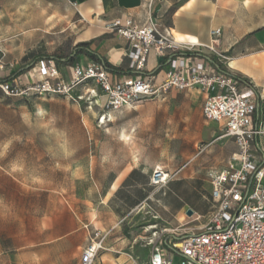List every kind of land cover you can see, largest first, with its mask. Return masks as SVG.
I'll list each match as a JSON object with an SVG mask.
<instances>
[{"label": "rangeland", "instance_id": "374dc122", "mask_svg": "<svg viewBox=\"0 0 264 264\" xmlns=\"http://www.w3.org/2000/svg\"><path fill=\"white\" fill-rule=\"evenodd\" d=\"M48 1L0 0V79L12 83L41 57L78 51L81 25L41 10ZM86 89L72 99L0 89V264H80L95 230L104 244L93 264L109 241L118 246L116 264H148L153 244L195 230L212 211L208 174L236 147L221 124L200 115V92L113 113L102 98L91 103ZM130 165L137 167L119 178ZM160 173L165 182H155ZM100 222L117 232L104 235Z\"/></svg>", "mask_w": 264, "mask_h": 264}, {"label": "built area", "instance_id": "2783aa9c", "mask_svg": "<svg viewBox=\"0 0 264 264\" xmlns=\"http://www.w3.org/2000/svg\"><path fill=\"white\" fill-rule=\"evenodd\" d=\"M104 29L128 43V75L118 79L104 62L91 60L73 66L71 78L65 82L55 60L42 59L32 68L30 82H4L0 89L11 97L63 95L72 99L74 89L87 87L89 101L102 98L101 108L107 112L164 100L172 90L200 91L203 118L221 124L236 151L224 169L208 174L212 211L206 222L181 237L169 235L164 245L153 244L148 264H264V161L257 157L264 154V113L258 111L253 87L220 70L203 53L205 49L218 55L221 30L211 31V45L207 46L175 42L170 30L154 19L144 25L130 18L115 19ZM151 53L165 60L167 69L160 80L147 70ZM4 68L0 51V70ZM103 244V235L95 230L81 251L80 264H93ZM173 255L179 256L177 263Z\"/></svg>", "mask_w": 264, "mask_h": 264}, {"label": "crops", "instance_id": "0c3cea01", "mask_svg": "<svg viewBox=\"0 0 264 264\" xmlns=\"http://www.w3.org/2000/svg\"><path fill=\"white\" fill-rule=\"evenodd\" d=\"M257 1L49 0L47 4H42L44 8L41 7V10L53 12L71 24L81 25L82 31L79 42L81 45L86 44V47H78V51L81 52L76 55L74 60L73 57L76 52L67 59L48 56L41 57L39 60L54 59L60 76L65 82L70 80L73 66L86 65L91 60L104 62L113 71L115 77L119 79L129 74V60L125 55L128 43L123 38L103 30L108 22L115 19L124 21L130 18L135 24L144 25L149 19H154L157 22L161 21L165 26L164 28H168L177 41H191L203 45L209 44L212 39L210 35L212 30L220 29L221 36L216 46L218 55H215L218 58L214 59V55L205 49L202 51L215 62L220 70L230 73L241 82L253 87L256 93V101L259 104L258 111L262 115L264 113V22L262 21L263 17L259 14L264 8V0ZM58 5L61 6L58 7ZM87 53L94 55L97 59L91 58ZM164 61L163 58L156 57L153 53L148 58L147 70L158 74V80L167 69ZM32 68L14 77L13 81L30 82L34 75ZM6 78L10 80L8 76ZM176 93L180 92L172 90L164 100L159 101L164 102ZM203 98L204 96L202 97V104ZM200 115L203 117L202 105ZM235 151L236 148L229 154L227 161ZM258 159L263 162L264 154H259ZM130 167V171L119 178L125 179L133 169L132 167L137 166L130 165ZM216 171H220V169ZM100 224L104 235L113 229V233H109V235H114L118 230L114 228L115 224L110 225L103 222ZM117 239L119 238L115 240ZM112 244L113 246H111ZM107 245L110 248L107 249V253L101 255L99 264H116V261L119 260L116 255L118 246L111 241ZM172 260L177 263L179 256L173 255Z\"/></svg>", "mask_w": 264, "mask_h": 264}, {"label": "bare ground", "instance_id": "6f19581e", "mask_svg": "<svg viewBox=\"0 0 264 264\" xmlns=\"http://www.w3.org/2000/svg\"><path fill=\"white\" fill-rule=\"evenodd\" d=\"M173 37V36H172ZM173 39H174V41L175 42H178V43H186V44H200V43H197V42H191V41H187V42H181V41H177L174 37H173ZM209 45H211V40H210V42H209V44L207 45V46H209ZM96 103H95V105H100L101 104V100H100V98H97L96 99ZM166 177H167V175L166 174H164V173H161L159 176H156V178H155V182H160V181H162V180H165L166 179Z\"/></svg>", "mask_w": 264, "mask_h": 264}, {"label": "trees", "instance_id": "16d2710c", "mask_svg": "<svg viewBox=\"0 0 264 264\" xmlns=\"http://www.w3.org/2000/svg\"><path fill=\"white\" fill-rule=\"evenodd\" d=\"M86 47V44H84V45H79V47L81 48V47ZM81 51L79 50V51H76V53H75V55H74V57H73V60H74V58L76 57V55H78L79 53H80ZM91 58H94V59H97L94 55H92V54H89V53H87ZM9 79L8 78H5V79H0V83H4V82H7Z\"/></svg>", "mask_w": 264, "mask_h": 264}, {"label": "water", "instance_id": "95a60500", "mask_svg": "<svg viewBox=\"0 0 264 264\" xmlns=\"http://www.w3.org/2000/svg\"><path fill=\"white\" fill-rule=\"evenodd\" d=\"M191 214H192V211H191V210H188V211L186 212V215H187V216H191Z\"/></svg>", "mask_w": 264, "mask_h": 264}]
</instances>
